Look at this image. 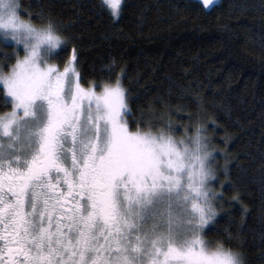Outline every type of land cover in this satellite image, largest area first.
Instances as JSON below:
<instances>
[{"label": "snow or ice", "instance_id": "6c2138e0", "mask_svg": "<svg viewBox=\"0 0 264 264\" xmlns=\"http://www.w3.org/2000/svg\"><path fill=\"white\" fill-rule=\"evenodd\" d=\"M102 3L119 17L122 0ZM19 7L0 0V30L24 51L7 72L0 61V264H233L203 238L223 193L201 127L133 131L123 73L85 87L77 49L51 64L69 41Z\"/></svg>", "mask_w": 264, "mask_h": 264}, {"label": "trees", "instance_id": "16d2710c", "mask_svg": "<svg viewBox=\"0 0 264 264\" xmlns=\"http://www.w3.org/2000/svg\"><path fill=\"white\" fill-rule=\"evenodd\" d=\"M19 12L35 26L51 21L69 41L61 63L77 49L85 87L123 73L133 131L171 123L182 139L201 127L215 156L212 189L223 193L204 237L239 249L246 264H264V0L209 9L198 0H123L118 18L102 0H20ZM12 49L0 42L5 72Z\"/></svg>", "mask_w": 264, "mask_h": 264}, {"label": "rangeland", "instance_id": "374dc122", "mask_svg": "<svg viewBox=\"0 0 264 264\" xmlns=\"http://www.w3.org/2000/svg\"><path fill=\"white\" fill-rule=\"evenodd\" d=\"M206 9H209V8H211L213 5H215L216 3H218L220 0H212V3L211 4H205L204 2H203V0H198ZM122 3H123V0H122ZM18 13H19V15H20V12H19V9H18ZM21 17V16H20ZM22 18V17H21ZM23 19V18H22ZM23 20H26V19H23ZM0 42L2 43V44H11V45H13V47H14V49H15V51L12 49V51H13V54L16 52V53H18L19 54V56L20 57H23V55H24V51H23V45L21 44V45H17L16 43H15V41H13L10 37L8 38V39H5V34H4V32H3V30H0ZM61 48H62V46H61ZM61 48H59V49H56L51 55H50V58H49V62L51 63V64H53V65H57V66H59V68H60V70L62 71L63 70V67H64V64H65V62L68 60H65L63 63H61V59H60V56H59V51H60V49ZM72 55V52H71V54H70V56ZM15 56V55H14ZM78 70V69H77ZM7 72V71H6ZM212 167L213 168H215L214 167V164H213V162H212ZM213 182H214V180L213 181H211V183H210V187L211 188H213L212 187V184H213ZM215 202V201H214ZM205 231H206V229L204 230V233H205ZM204 233H203V238L205 239V241L206 242H208L209 243V245L212 247V245L210 244V241L209 240H207L205 237H204Z\"/></svg>", "mask_w": 264, "mask_h": 264}, {"label": "clouds", "instance_id": "9594fccd", "mask_svg": "<svg viewBox=\"0 0 264 264\" xmlns=\"http://www.w3.org/2000/svg\"><path fill=\"white\" fill-rule=\"evenodd\" d=\"M17 5H20V0H16ZM27 22V20H25ZM48 23L42 26H35L37 31H47L48 30ZM53 31H56L55 25L52 23ZM31 39V37L29 38ZM219 248L224 253L232 258L233 264H246L245 258L243 253L236 248L229 247L225 245L223 241H217L214 246H212V250L215 251Z\"/></svg>", "mask_w": 264, "mask_h": 264}]
</instances>
